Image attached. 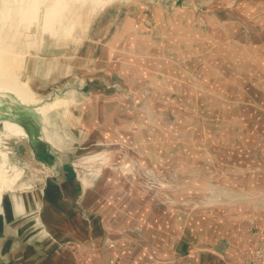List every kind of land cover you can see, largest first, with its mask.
I'll use <instances>...</instances> for the list:
<instances>
[{"label":"rangeland","instance_id":"obj_1","mask_svg":"<svg viewBox=\"0 0 264 264\" xmlns=\"http://www.w3.org/2000/svg\"><path fill=\"white\" fill-rule=\"evenodd\" d=\"M176 1L177 10L158 1L145 25L149 0H114L94 22L91 38L68 52V75H105L132 91L70 104L72 120L90 139L119 142L131 152L92 179L90 214L75 213L62 230L78 235L37 242L24 258L30 264H171L188 215L213 211L218 199L242 200V193L228 190L242 189L243 175L227 170L239 171L232 163L243 154L244 90L248 96L264 85L250 81L264 65L250 58L244 39L263 23L264 0ZM120 33V48L106 53Z\"/></svg>","mask_w":264,"mask_h":264},{"label":"water","instance_id":"obj_2","mask_svg":"<svg viewBox=\"0 0 264 264\" xmlns=\"http://www.w3.org/2000/svg\"><path fill=\"white\" fill-rule=\"evenodd\" d=\"M105 1L103 8L89 10L88 17L83 16V22L69 35L51 28L50 21L57 20L58 9H62L58 6L61 0L59 4L55 0H0V264H30L24 258L39 247L37 242L50 238L63 242L78 235L62 230L75 213L83 219L90 214L86 197L92 179L118 161L125 162L131 152L119 142L98 136L90 139L71 118L70 104L78 99L132 92L105 75H68L70 61H66L72 57L68 52L76 53L91 38L94 22L114 0ZM158 1L163 2L149 0L145 25L151 24ZM86 5L90 7L89 1ZM166 5L169 10L180 8L176 0ZM83 11L77 10L75 20L81 22ZM125 25L132 28L133 20ZM122 36L108 41L105 52L111 54L119 47ZM5 55L16 64L11 72L3 70ZM61 71L68 77H60ZM3 172L14 181L4 183ZM86 228L90 231L89 225ZM102 228L109 233L104 225ZM99 237L100 244L104 238L101 233ZM108 241L113 243L110 237Z\"/></svg>","mask_w":264,"mask_h":264},{"label":"crops","instance_id":"obj_3","mask_svg":"<svg viewBox=\"0 0 264 264\" xmlns=\"http://www.w3.org/2000/svg\"><path fill=\"white\" fill-rule=\"evenodd\" d=\"M244 39L252 49L250 58L263 66L264 21L250 27ZM261 72L250 81L264 83ZM254 88L248 96L244 90L240 114L243 154L232 163L239 171L227 170L243 175L241 191L228 190L229 194L242 193V200L230 198L233 202L223 203L218 199L213 211L188 215L180 225L171 264H259L257 251L264 256V85Z\"/></svg>","mask_w":264,"mask_h":264},{"label":"bare ground","instance_id":"obj_4","mask_svg":"<svg viewBox=\"0 0 264 264\" xmlns=\"http://www.w3.org/2000/svg\"><path fill=\"white\" fill-rule=\"evenodd\" d=\"M58 1V2H57ZM89 1L90 7L87 8V2ZM59 4V0H55ZM107 1L105 0H61V3L58 6H62V9L59 11L58 9V19L53 18V21H50L52 23V29L58 32H65L66 34H71L73 35L74 30L76 29L77 26H79L83 21L82 17L84 18L88 17V11L90 10H97L99 8H103L105 6V3ZM81 6V7H80ZM84 6V8H82ZM80 7V8H79ZM97 8V9H96ZM84 10L80 15L81 22L78 21L77 19L75 20V14L77 13V10ZM49 12L48 9H46V14ZM52 14V13H51ZM53 14H56L53 12ZM98 14V13H97ZM55 16V15H54ZM58 23V25L56 24ZM2 59V58H1ZM0 59V61H1ZM12 59L11 57L5 55L3 56V70L5 72H11L16 64H13V62L10 61ZM3 180H5L4 183H6L7 179L9 181H14L12 178H8L7 174L3 172L2 174Z\"/></svg>","mask_w":264,"mask_h":264},{"label":"built area","instance_id":"obj_5","mask_svg":"<svg viewBox=\"0 0 264 264\" xmlns=\"http://www.w3.org/2000/svg\"><path fill=\"white\" fill-rule=\"evenodd\" d=\"M257 258L259 264H264V256L261 254L260 251H257Z\"/></svg>","mask_w":264,"mask_h":264}]
</instances>
